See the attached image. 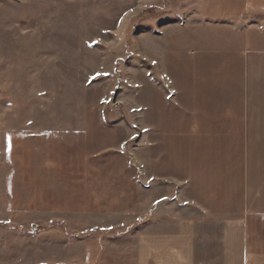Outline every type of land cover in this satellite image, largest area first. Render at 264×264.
<instances>
[{
  "label": "rangeland",
  "instance_id": "obj_1",
  "mask_svg": "<svg viewBox=\"0 0 264 264\" xmlns=\"http://www.w3.org/2000/svg\"><path fill=\"white\" fill-rule=\"evenodd\" d=\"M255 49L264 0H0V264H156L197 215L175 201L237 215L242 144L180 141L176 104L208 117L222 95L187 85Z\"/></svg>",
  "mask_w": 264,
  "mask_h": 264
},
{
  "label": "crops",
  "instance_id": "obj_2",
  "mask_svg": "<svg viewBox=\"0 0 264 264\" xmlns=\"http://www.w3.org/2000/svg\"><path fill=\"white\" fill-rule=\"evenodd\" d=\"M211 62L208 61V72H211ZM229 70L234 74L230 73V78L226 67L223 71L215 70V86L210 73L205 74L207 77L202 83L206 85L202 88L190 87L187 83L185 90L190 95L192 90H203L206 94L217 90L222 96L215 106L209 105V102L204 104L208 117L201 120L202 115L196 112L197 106L177 102V109L187 112L186 121L193 115L194 124H186V134L184 129L177 128L174 136L187 137L186 140L180 139L184 142L242 144L239 154L240 210L235 216L216 215L208 204L195 197L188 198V203L175 201L176 205L172 208L177 211L195 210L197 215L177 219L175 227L169 231L160 230L151 234L150 238H154L156 243L148 249L156 256V264H264V232L260 233L264 225V50L249 52L235 61V70L230 67ZM231 112H234L233 116ZM207 155V158L211 157L209 153ZM213 157L228 158L223 151ZM218 164L222 172H219V186L214 189L224 190L227 189L226 163L219 161ZM197 175L188 172L185 182H176L185 186L189 184L188 189H192V185L200 181ZM204 178V183H209L210 177Z\"/></svg>",
  "mask_w": 264,
  "mask_h": 264
},
{
  "label": "snow or ice",
  "instance_id": "obj_3",
  "mask_svg": "<svg viewBox=\"0 0 264 264\" xmlns=\"http://www.w3.org/2000/svg\"><path fill=\"white\" fill-rule=\"evenodd\" d=\"M9 147H10V145H9Z\"/></svg>",
  "mask_w": 264,
  "mask_h": 264
}]
</instances>
